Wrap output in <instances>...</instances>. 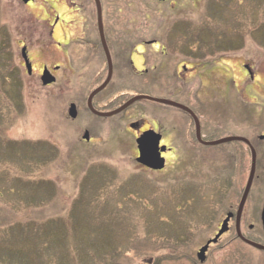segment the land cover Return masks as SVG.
<instances>
[{
	"label": "rangeland",
	"instance_id": "1",
	"mask_svg": "<svg viewBox=\"0 0 264 264\" xmlns=\"http://www.w3.org/2000/svg\"><path fill=\"white\" fill-rule=\"evenodd\" d=\"M102 2L104 29L117 37L112 53L118 73L111 85L120 106L138 94L157 96L196 113L204 139L264 134V0ZM54 15L63 19L56 39L70 27L81 37L94 30L96 40L93 0L29 5L0 0V264H143L149 259L151 264H191L222 205L240 195L218 193L217 181L238 168L240 160L226 156L239 142L200 147L188 113L146 99L113 117L87 112L86 97L105 75L103 70L94 81L104 58L100 49L71 44L70 60L57 61L69 66L68 84L43 86L40 76H28L16 66L12 43L20 42L19 28L32 32L31 27L52 23ZM153 39L157 48L145 44L144 55L136 58L138 67L160 69L161 79L154 83L145 73L135 74L126 60L134 42ZM42 62L56 63L35 55V73ZM243 64L251 67L253 79ZM82 95L72 120L69 101L81 103ZM134 122L153 126L172 148L164 169L135 162ZM86 127L92 129L89 142L82 139ZM260 144L264 153V141ZM240 171L237 179H243ZM261 196L264 182L253 192L254 200ZM247 263L264 260L251 254ZM206 264L245 263L242 254L216 245Z\"/></svg>",
	"mask_w": 264,
	"mask_h": 264
},
{
	"label": "flooded vegetation",
	"instance_id": "2",
	"mask_svg": "<svg viewBox=\"0 0 264 264\" xmlns=\"http://www.w3.org/2000/svg\"><path fill=\"white\" fill-rule=\"evenodd\" d=\"M34 0H28L26 5H29L33 3ZM100 5H101V18H102V24H103V36L105 40V45L107 47V50L109 52L110 60H111V78L107 85L100 91L98 92L92 99V107L101 113H108L116 109L119 105V94L117 88H112V83L114 82V77L117 76L118 73V67H117V62L118 58L116 55L112 53V49L115 48L114 40L117 41V37L114 36V38H110L109 33L105 31L104 27V18H103V2L102 0H99ZM94 3V0H93ZM95 6V4H94ZM75 9H79L76 7ZM61 18L60 15H54L52 23H49L48 26H43V27H31L32 32H30L28 29L21 27L19 28L20 30V42L17 43L14 42L12 43L13 45V51L12 54L14 53V56H16V66L20 67L28 76H33V75H38L41 76L42 72L45 68L49 70L51 75L55 78V81L49 85H55L58 83V81L63 80L68 84L67 82H70V74L67 71L68 67H65L62 63L57 62L62 60L65 62L66 59L70 60L71 58V44L72 43H77L79 45L84 44L85 48L92 49V51L97 52L98 49L101 50V52L104 55V58L101 60V65L102 68L100 69L99 74L95 77L94 81H99L101 75L103 74V70L105 71L104 78H102L97 85L95 86L98 87L100 84L104 82V80L107 77L108 74V66H107V58H106V53L104 49V44L101 39V35L99 33V28L96 24V40L94 39L95 37V31L94 30H87L86 32V37H81V35L77 32H73L70 27H65L67 29V35L65 32V36L63 39H56L55 34L57 32V26L60 24ZM44 21V20H43ZM97 23V21H96ZM26 29V30H25ZM41 30V32H38ZM116 38V39H115ZM85 40V41H82ZM145 44H149L150 49L157 48L156 46L158 45V42L156 39H153L149 41L148 43L146 42H140V43H133L132 48L130 49L131 51L126 52V60L128 61V65L134 70L135 74H143L145 73L147 76H149L151 79L150 81L152 83L160 80L161 78L158 76V73L160 72V69L157 68V65L153 64L149 69L146 67H138L137 66V58L136 56H142L145 53ZM140 46V47H139ZM17 48L20 50V54L17 52ZM161 54L166 55L168 54L167 52V45H164L161 47ZM179 50V48H176ZM23 50L24 54H26L27 59L31 65L30 72L27 71L23 59ZM194 53L196 50H193ZM167 52V53H166ZM38 55L42 60H55L56 63L51 64L50 66L46 64V62H42L40 71L38 73H35L36 69L34 67L33 61H34V56ZM200 55V54H199ZM200 57V56H199ZM197 58V57H196ZM146 60V57H142V62ZM167 60V59H165ZM14 63V67L17 68ZM105 66V67H103ZM182 69L186 70L187 65L186 64H181ZM199 67V64L197 65ZM180 67V66H179ZM12 69V68H11ZM18 69V68H17ZM191 70H195L196 67L192 68L190 67ZM243 69L246 71L250 78L253 79L254 75L252 72L251 67L248 64H243ZM69 70V69H68ZM151 71L150 74H148ZM150 82V85L147 84L149 88L154 90L152 88V84ZM156 87V86H153ZM94 88V89H95ZM111 88V89H110ZM92 89L89 94L94 90ZM159 92H163L164 90H155ZM83 93V92H82ZM88 94V96H89ZM88 96L86 97V106L85 110L89 112L90 114L94 115L95 117L99 118H107V117H113L117 116L112 115V116H105V115H98L92 113L88 107H87V99ZM153 97V96H150ZM153 98H161L154 96ZM164 99V98H162ZM83 95L81 97V100L79 102L77 101H69V105L74 103L76 106L77 110V115L75 118L72 120H75L78 116V112L80 109V105L83 103ZM152 101V100H150ZM157 104H162L157 101H152ZM191 110V109H190ZM192 111V110H191ZM193 112V111H192ZM193 114L196 116L199 122V137H197L196 130H195V123L194 124V141L195 143L200 146V147H216L219 145H222L223 143L216 144V145H210L206 144L204 142H211L214 140H207L203 138L202 135V127L200 123V119L197 117V114L193 112ZM191 116V115H190ZM192 118V117H191ZM193 120V119H192ZM142 125L140 128L136 129L135 131V137L139 136L141 132L147 130V129H153L155 132L159 133L161 136V133L159 131H156L153 126L150 127L149 125ZM92 129L90 128H84V131L88 132L89 135V142L91 140V133ZM224 138V137H222ZM221 139V138H219ZM248 139V138H247ZM84 140V139H83ZM218 140V139H216ZM86 141V140H84ZM251 147L253 148L256 158H255V169H254V176L249 188V192L247 195V198L242 206L240 207V201H241V196L242 193L245 189V186L247 184L250 168H251V155H250V148L247 144L239 142L240 145H237L234 148V153L232 156H226L230 158L229 161H237L240 160L238 168L235 166L234 175L230 178H226V180H223L220 182L221 177H217L219 187L222 188V190H219L218 193H225L229 194V192L233 193H239L240 195H235L233 198L226 200V204H223L224 211L220 217H217L215 219L214 227L212 229V233L201 243L198 244L195 255L196 258L193 259L191 264H206L207 261L209 260V256L211 253V250L213 246L220 245L223 247V249H226L229 253L234 251L237 254H242V261L245 264L247 263V257L251 254L254 255H259L261 258L264 260V222H263V209H264V196H261L259 200H254L253 198V192L255 188L261 183L264 182V158H262L263 149L261 148L260 142L264 141V138H255V139H248ZM229 143V142H227ZM160 145H166V151L162 153V156L165 158V166L167 164V159L171 154H173V150L168 144L162 142V136L160 139ZM249 157V160L247 161V158ZM244 171L243 172V179H237V174L238 170ZM247 172V173H246ZM246 176V178H245ZM233 178V179H232ZM245 178V179H244ZM241 190V191H240ZM225 198L222 200L224 202ZM222 206L220 208H222ZM227 219L226 222V228L225 230L220 234L219 231L222 227V224L224 220ZM218 235V236H217ZM229 235L232 237L230 238ZM224 237H228L225 241H222ZM216 239V240H215ZM223 243V244H221ZM206 246V249L203 253V259L201 260L198 256V253L200 250Z\"/></svg>",
	"mask_w": 264,
	"mask_h": 264
},
{
	"label": "water",
	"instance_id": "3",
	"mask_svg": "<svg viewBox=\"0 0 264 264\" xmlns=\"http://www.w3.org/2000/svg\"><path fill=\"white\" fill-rule=\"evenodd\" d=\"M28 0H23L24 3H26ZM95 3V8H96V19H97V26L99 28V33L101 35V39L102 42L104 44V49H105V53H106V58H107V66H108V74L106 79L104 80V82L102 84H100L98 87H96L88 96L87 99V106L89 108V110L94 113V114H98V115H105V116H111V115H115L117 113H120L121 111H123L125 108H127L128 106H130L131 104H133L134 102L141 100V99H147V100H152V101H157L172 107H176L179 108L185 112H187L189 115H191L194 123H195V130H196V134L197 137H199L200 139V135H199V122L198 119L196 118V116L193 114V112L185 105L168 100V99H160V98H153L150 96H146V95H136L131 97L130 99H128L124 104H122L120 107H118L117 109L108 112V113H101L96 111L93 107H92V99L93 97L100 92L101 89H103L107 83L109 82L110 78H111V60H110V56H109V52L107 50V47L105 45V40H104V36H103V24H102V18H101V5L99 0H94ZM24 50H23V59L25 62V66L27 68V71L30 72L31 69V65L27 59L26 54H24ZM41 83L42 85L46 86L51 84L52 82L55 81V78L50 74V72L45 68L43 70V73L41 75ZM67 114L70 118H75L77 115V110H76V106L74 103L70 104L67 110ZM140 122H135V123H131L130 127L132 129H138V127L140 126ZM82 138L84 140H89V135L88 132L85 131L82 135ZM259 138H264V134L260 135ZM160 139L161 136L159 133H156L154 130H146L144 132H142L136 139V145H137V150H138V156L135 158V161L137 163H139L142 166H145L149 169L152 170H161L164 165H165V159L161 156L162 152H165L166 150V146H160ZM226 142H242L245 143L249 146L250 151H251V168H250V172H249V176H248V180H247V184L245 186V189L242 193L241 196V201H240V207L242 208L248 192H249V188L254 176V169H255V152L253 150V148L251 147L249 141L247 138L243 137V136H227L218 140H214L211 142H204L206 144H210V145H216V144H220V143H226ZM263 222H264V209H263ZM228 217L224 220L222 227L219 231L220 235L224 230H225V226H226V222H227ZM217 235V236H218ZM216 240V239H215ZM206 249V246L203 247L200 252L198 253L199 258L202 260L203 259V253ZM152 260L149 259L147 261V264H151Z\"/></svg>",
	"mask_w": 264,
	"mask_h": 264
},
{
	"label": "bare ground",
	"instance_id": "4",
	"mask_svg": "<svg viewBox=\"0 0 264 264\" xmlns=\"http://www.w3.org/2000/svg\"><path fill=\"white\" fill-rule=\"evenodd\" d=\"M101 90H102V89H101ZM101 90H100V91H101Z\"/></svg>",
	"mask_w": 264,
	"mask_h": 264
}]
</instances>
